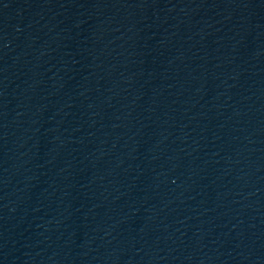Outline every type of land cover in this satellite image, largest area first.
Segmentation results:
<instances>
[{
	"label": "water",
	"instance_id": "obj_1",
	"mask_svg": "<svg viewBox=\"0 0 264 264\" xmlns=\"http://www.w3.org/2000/svg\"><path fill=\"white\" fill-rule=\"evenodd\" d=\"M0 264H264V0H165L0 167Z\"/></svg>",
	"mask_w": 264,
	"mask_h": 264
}]
</instances>
